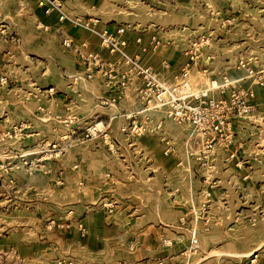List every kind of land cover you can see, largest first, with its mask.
<instances>
[{"label": "crops", "instance_id": "crops-1", "mask_svg": "<svg viewBox=\"0 0 264 264\" xmlns=\"http://www.w3.org/2000/svg\"><path fill=\"white\" fill-rule=\"evenodd\" d=\"M62 1L70 16L97 17L99 29L115 33L123 26L127 55L153 68L169 83L180 82L187 70L185 78L191 84L208 85L212 79L227 74L233 86L252 85L238 57L217 52L230 44L227 35L218 32L220 36L211 38L214 30L211 32L204 20H198L208 18L209 0ZM38 2L0 0V77L6 75L12 82L26 83L24 89L15 91L25 94L22 106L27 108L26 112L45 110L58 118L67 111L87 114L89 122L105 123L111 135L123 125L138 124L145 129L137 141L129 144L135 147L129 146L128 152L126 149V153L117 157L111 144V154H106V175L120 179L124 186L119 194L121 211L88 212L83 219L88 234L81 236L75 229L66 241H59L64 244L65 258L71 260L69 264H149L161 256L178 262L183 256L189 257L184 242L178 239L179 232H184L179 221L182 211L190 213L203 204L211 209L220 208L218 204L222 203L215 199L218 194L229 204L243 189L249 188L251 192L252 187L256 188V147L253 146L252 153L250 145L248 157H232L230 153L248 145L240 136L241 126L246 123L233 121L234 138L221 143L213 133H193L191 125L170 118L167 107L152 109L149 106L143 76L131 71L132 66L124 56L103 47L98 34L71 21H61L57 11L44 13ZM239 31L233 38V49L249 40L242 35L241 28ZM65 39L73 46L101 55L102 67H97L89 79H77L76 75L67 73V67L72 72L81 68L80 59L66 54ZM9 114L7 110L2 111L0 123H4ZM122 115L129 116L128 120ZM210 140L218 146L216 151L202 155L200 150ZM168 144L171 152L165 151ZM96 157H91L88 167L95 176L104 171V166L94 160ZM94 161H97L95 165ZM114 161L135 165L126 170L123 164L118 170L110 165ZM206 163L208 168L203 167ZM205 178L211 179L214 185L206 183ZM208 192L212 194L209 199ZM199 226L198 234L205 238ZM187 231L182 237L189 242L191 231L189 234ZM206 234L209 239L213 237L211 230ZM167 241L171 245H167ZM200 253L201 264H210L214 255L210 251ZM197 254L192 253V258Z\"/></svg>", "mask_w": 264, "mask_h": 264}, {"label": "rangeland", "instance_id": "rangeland-1", "mask_svg": "<svg viewBox=\"0 0 264 264\" xmlns=\"http://www.w3.org/2000/svg\"><path fill=\"white\" fill-rule=\"evenodd\" d=\"M207 7L208 18L198 20H204L211 32L214 30L211 38L212 35L220 36V33L229 38L230 44L217 52L223 51L231 58L238 57V62L247 69L246 78L252 82L246 87L233 86L232 83L210 96L214 101L226 99L231 102L233 93L241 92L245 98L247 93L245 102L252 105L251 112L232 117V122L246 123L241 126L240 136L248 145L239 146L238 151L230 153L232 157H248L250 145L252 153L253 146L256 147V188L252 187L251 192L249 188L243 189L229 204L218 194L215 199L222 203L218 204L220 208L213 206L211 209L203 204L202 208L192 209L190 213L182 211L180 226L184 232L190 230L191 233L187 231L189 242L182 237L184 232H179L178 239L184 242V250L190 256H183L180 262L161 256L152 259L149 264L157 261L171 264H193L194 261L201 264L200 252L206 251L214 255L210 264H264V0H209ZM240 28L242 35L249 40L240 48L233 49V38L236 32L240 33ZM100 43L109 52L118 54L104 45L101 38ZM65 47L67 55L80 59L81 69L77 67L79 70L72 72L67 67V73L76 75L77 79H89L96 73L97 67H102L103 61L97 52L86 51L72 43ZM209 52L211 54L213 50ZM226 75L214 78L210 83L231 81ZM186 76L187 70H184L183 81H187ZM210 83L203 86L189 84L200 89ZM25 87L26 83L12 82L6 75L0 77V111L10 113L7 120L0 123V264H69L71 260L65 258L64 244L59 241H66L75 229L81 236L87 235L83 219L88 212L96 209L109 214L121 211L122 198L119 194L124 186L120 179L106 175L105 158L106 154H111V144L114 145V154L120 157L126 149L128 152L129 144L145 133V129L138 124L123 125L111 135L105 123L89 122L87 114L67 111L60 118L45 110L31 114L22 106L26 101L25 94L15 92ZM121 117L127 121L129 116ZM235 124L232 123V130ZM192 132L203 133L193 128ZM123 143L125 145L121 146ZM209 143L212 145L214 142ZM207 145L205 143L200 150L202 155L211 154L218 147L208 148ZM165 151L171 152L169 144ZM94 155H97L94 160L99 161L98 165L104 166V171L97 176L88 168ZM96 163L94 161V165ZM123 164L126 170L135 165L134 162L122 161L110 163L118 170L123 168ZM203 167L208 168L207 163ZM205 179L206 183L214 185L211 179ZM207 195L208 199L212 196L209 192ZM197 225L202 227L200 230L204 231L205 238L199 236ZM210 230L213 237L209 239L206 233ZM167 245L171 242L167 241ZM194 252L199 254L193 259Z\"/></svg>", "mask_w": 264, "mask_h": 264}, {"label": "built area", "instance_id": "built-area-1", "mask_svg": "<svg viewBox=\"0 0 264 264\" xmlns=\"http://www.w3.org/2000/svg\"><path fill=\"white\" fill-rule=\"evenodd\" d=\"M43 7L44 13L51 14L57 11L61 21H71L75 26L88 29L99 35L102 43L110 48L111 51L120 53L124 56L127 63L131 64L132 72L138 73L145 79L144 94L147 102L152 109L167 107L170 118L178 123L191 125L193 129L203 132V134L214 135L217 141L225 142L232 138V117L241 116L251 112L252 105H247L243 93H233L231 102L226 99L214 101L210 94L232 84V81L219 83L212 81L206 88L195 89L187 81L180 83H169L161 79L158 73L151 67L141 65L125 52L126 40L122 37L125 28L120 26L115 33L107 29H99L97 18H82L70 16L65 10L62 0H38ZM64 46H70L71 41L65 39ZM253 75V74H252ZM250 95H253L250 93ZM159 126H161L159 124ZM208 141V148L215 146ZM153 264H171L166 261H157ZM173 264V263H172Z\"/></svg>", "mask_w": 264, "mask_h": 264}]
</instances>
